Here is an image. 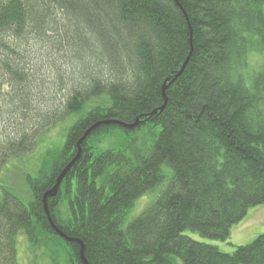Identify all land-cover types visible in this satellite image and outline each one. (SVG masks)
Masks as SVG:
<instances>
[{
	"label": "trees",
	"instance_id": "1",
	"mask_svg": "<svg viewBox=\"0 0 264 264\" xmlns=\"http://www.w3.org/2000/svg\"><path fill=\"white\" fill-rule=\"evenodd\" d=\"M30 39L60 59L53 80ZM98 122L48 200L89 264H264V232L232 252L185 233L229 241L264 205V0H0V264L22 236L84 264L43 196Z\"/></svg>",
	"mask_w": 264,
	"mask_h": 264
},
{
	"label": "rangeland",
	"instance_id": "2",
	"mask_svg": "<svg viewBox=\"0 0 264 264\" xmlns=\"http://www.w3.org/2000/svg\"><path fill=\"white\" fill-rule=\"evenodd\" d=\"M37 40H31L28 42L26 47V52L28 54H33L28 56L29 61L32 63H35V66H38L39 70V77L42 80L45 79H52L53 80V71L54 67L51 65L56 63L57 61V68L60 67L62 64L60 59H57L56 56L52 55L51 53H48L44 50L43 47L37 48L35 51H33V44H36ZM33 51V52H32ZM32 52V53H31ZM253 59V58H252ZM260 59V58H256ZM56 61V62H55ZM61 69V68H60ZM62 72H65V69L61 70ZM57 75V74H56ZM67 83H62V86L59 88L57 92L59 98L63 97H69L71 93L70 88H66ZM48 89H46L47 91ZM49 91V90H48ZM50 95H54L52 92L45 93V97H49ZM70 119L62 122L57 127L52 128L50 131H47L43 134L41 137L42 141L40 142V148H45L47 145H51L53 143L60 144L62 140L65 137L67 125ZM148 197L141 198L135 207V213L142 209L143 205L145 204ZM63 208V206H61ZM234 230V231H233ZM232 230V236L229 241H217V240H210L204 237H201V235L197 232L193 231H186L185 233L187 235H190L191 237H194L195 239L202 240L214 245H217L221 250L226 252H232L237 246L248 244L251 241H253L257 236H259L261 233L264 232V205L253 207L249 212L246 218L238 225L234 226V229ZM42 252H34L30 249V246L28 244V241L24 236L21 237V241L18 246V260L20 264H45V256L41 257ZM45 255V254H44Z\"/></svg>",
	"mask_w": 264,
	"mask_h": 264
},
{
	"label": "water",
	"instance_id": "3",
	"mask_svg": "<svg viewBox=\"0 0 264 264\" xmlns=\"http://www.w3.org/2000/svg\"><path fill=\"white\" fill-rule=\"evenodd\" d=\"M190 57V56H189ZM189 57L187 58L184 66L182 67L181 71L179 72V74H181L189 60ZM178 74V75H179ZM166 84H164V89L166 88ZM166 104V103H165ZM165 106V105H164ZM161 107L160 109L164 108ZM159 109H156L154 110L151 114H154L158 111ZM139 120H137L136 122L132 123V124H127V123H124V122H120V121H113V123H117V124H120L126 128H133L135 127L137 124H138ZM103 123H108V122H98L96 124H94L93 126H91L86 132L85 134L80 138V140L78 141V153L77 155L69 162V164L63 169V171L61 172V174L59 175V177L57 178V181H56V184L51 188L49 189L48 191H46L44 193V196H43V203H44V208H45V211L47 213V216H48V219L52 225V227L56 230V232H58V234L70 241H78L81 243V251H80V254H81V258L84 262V264H89L87 259H86V256H85V246L84 244L78 240V239H74V238H70L68 237L59 227L58 225L55 223L52 215H51V211H50V208H49V203H48V200L50 197H55L57 194H58V191H59V187L62 183V181L64 180L66 174L68 173V171L72 168V166L75 164L76 160L79 159V157L81 156V153H82V142L92 133V131L94 129H96L97 127H99L101 124Z\"/></svg>",
	"mask_w": 264,
	"mask_h": 264
}]
</instances>
